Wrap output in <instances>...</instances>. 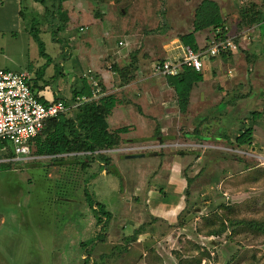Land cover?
Masks as SVG:
<instances>
[{
    "label": "rangeland",
    "instance_id": "1",
    "mask_svg": "<svg viewBox=\"0 0 264 264\" xmlns=\"http://www.w3.org/2000/svg\"><path fill=\"white\" fill-rule=\"evenodd\" d=\"M200 1L68 0L65 6L80 16L56 34L40 2L0 0V68L32 70L71 99L85 79L81 76L94 50L118 47L129 55L131 63L147 46L149 69L152 63L169 58L171 54H165L169 46L164 43L192 30ZM217 1L229 12L228 17L249 7L246 0H238L239 9L234 0ZM38 20L44 53L30 32ZM88 20L92 25L80 30ZM257 33L260 38L250 39L249 49L233 61L236 76L209 77L194 89L187 113H180L175 102L165 112L163 107H154L142 113L135 104V112L123 118V122L139 125L136 134H130L136 135L138 144L121 143L108 149L115 151L109 154L115 163L111 161L107 174L96 161L88 168L97 174L86 191L104 203L109 216L103 230V224H96L85 186L73 180L82 182L84 177L76 163L53 164L50 157L0 163V264H140L143 250L154 249L152 243L141 242L143 232L137 239L127 240L140 225L151 236L168 239L166 248H173L174 257L184 255V262L264 264L263 231L241 224L216 233L228 218L264 222V21ZM119 39L124 44L119 46ZM86 79L98 87L96 92L102 91L97 77ZM203 89L214 92L200 98ZM220 101L223 103L217 107ZM254 110L262 112L257 119L252 118ZM250 125L255 132L251 146L231 142L239 130ZM126 126L130 129L133 125ZM161 130L165 138L158 141ZM7 144L12 149V144ZM127 151L142 155L127 158ZM0 158L12 157L8 150L0 149ZM171 176L182 179L178 207L171 209L168 217L134 218L133 211L150 208L153 193L162 197L167 192ZM153 218L158 219L155 226Z\"/></svg>",
    "mask_w": 264,
    "mask_h": 264
},
{
    "label": "trees",
    "instance_id": "2",
    "mask_svg": "<svg viewBox=\"0 0 264 264\" xmlns=\"http://www.w3.org/2000/svg\"><path fill=\"white\" fill-rule=\"evenodd\" d=\"M40 2L44 6V12L46 21L48 24L54 27L53 32L57 34L61 29H65L70 17L67 9L64 7V2L67 0H35ZM264 20V14L259 11H255L253 6L243 8L241 10V21L239 27H251L255 23H259ZM40 22H36L30 28V32L33 35L35 41L39 44L41 52L44 53L43 40L39 37L40 28L38 27ZM193 28L187 33L179 35V39L183 45H189L195 50H200V46L196 40V34L207 30L212 31L211 37L217 39H225L230 34L227 27V20L222 13V8L217 0H201L195 8L193 18ZM238 49H240L239 35L235 37ZM206 44V45H207ZM205 45V46H206ZM237 49V50H238ZM234 51L222 53L221 55L231 54ZM163 61V60H162ZM159 62V61H157ZM134 68V67H133ZM121 74L124 75V71L128 72L132 70V65L129 67L119 68ZM125 72V73H126ZM123 83L131 81L132 77H121ZM167 84L175 90L177 96V104L181 113H186L190 103V93L192 88L200 81L203 80V74L201 71L187 65H182L179 72L175 75H165ZM86 96L88 99L82 101L77 107H72L68 112L62 113L57 117H53L47 120L43 129L31 139L30 146L33 155H48L54 163L62 164L66 157L62 154L71 152H84V160L77 161V165L84 177L82 182L74 179L76 184L82 183L85 186V193L88 197L91 209L96 216V224L101 225L100 230L106 223V219L109 217L105 210L104 203L96 201L94 195L86 189L89 183L94 177L96 172L89 171V167L92 162L100 161L103 164L100 166V171L104 168L108 172V168L111 165V158L109 152H102V150H108L118 147L122 142V134L129 130V127L124 125L115 129H109L108 116L112 113L114 107L118 103V98L115 94H106L100 98H94L93 87L90 83L84 80L83 87L80 90H74L71 99H65L62 97H56L55 100H63L67 104L76 100L77 96ZM40 99V98H39ZM41 100V99H40ZM45 102V101H44ZM46 103V102H45ZM223 103V102H222ZM221 103V104H222ZM227 105V102L224 103ZM220 105V104H219ZM218 107V106H217ZM262 112L254 110L251 112L252 118L257 119L261 116ZM197 133V128L194 129ZM227 139H230L226 134H222ZM255 132L253 126L244 127L238 131L234 140L231 142L237 146H251L254 142ZM3 143H0V147ZM8 155L14 156V150L8 148ZM77 157V156H76ZM5 164V163H4ZM76 168V167H75ZM181 213V212H180ZM180 215V214H179ZM105 219V220H104ZM228 223H222L221 228L216 231L217 234H222L230 227H235L244 224L249 230H255L257 232H264V222L259 220H235L228 218ZM209 224H212L210 221ZM144 225H140L135 229L133 236L128 237L127 240H135L138 235L144 233ZM151 243V242H150ZM92 249V248H90ZM153 249V248H152ZM155 248L152 250L154 251ZM88 252V250H86ZM90 254V252L88 253ZM156 255V253H154ZM184 256V255H183ZM183 256L173 257L172 262L169 264H194L200 262L201 259H190L184 262ZM161 257V258H160ZM154 256L155 259H151L152 264H157L158 260L163 263V256ZM168 257V255H167ZM86 258L85 260H88ZM141 260V259H140ZM93 264H96L93 262Z\"/></svg>",
    "mask_w": 264,
    "mask_h": 264
},
{
    "label": "crops",
    "instance_id": "3",
    "mask_svg": "<svg viewBox=\"0 0 264 264\" xmlns=\"http://www.w3.org/2000/svg\"><path fill=\"white\" fill-rule=\"evenodd\" d=\"M68 1V0H67ZM70 1V0H69ZM235 3L236 8L239 9L238 5V0ZM66 2V1H65ZM64 2V7L67 9L70 20L72 21L74 17L77 16V18L80 16V13H76V11H72L70 8L65 6ZM246 2L250 5L253 6L255 11H259L262 14H264V0H246ZM220 6L222 8V13L224 17L227 20V27L228 31L231 34H238L239 35V41H240V47L242 48L241 50L238 49L236 50L237 53H231V54H225V55H218V56H209L205 55L203 56V68L200 70L203 74V80L198 82L191 90L190 93V103H189V108L192 106L193 103V97H194V89L198 86H200L202 83L207 82L209 77H216L218 79H222V77L225 79V77H235L237 69L233 65V61L238 57L239 54L244 53L243 51H247L249 49V42H251L256 36L260 38L261 34L257 33V28L258 25H260L263 21L259 23L253 24L251 27H239V22L241 21V13L237 14L232 13L230 14V17H228L229 12L226 10H223L222 4L220 3ZM72 8H76V6L73 5ZM241 8V7H240ZM245 8V7H244ZM241 8L240 10H242ZM91 18H94L90 16ZM90 19V18H89ZM70 20L66 26L70 27ZM90 25H92V21L88 20L84 22L83 24L80 25L79 29L80 30H86ZM212 31L207 30L203 32H198L196 34V40L200 48H204L205 45L207 44L208 38L211 37ZM121 42V43H120ZM177 42H180V39L177 38L175 40H171L169 42L164 43V45H168V48H165L167 50L166 53H170L171 55L168 56L169 58H178L181 56V49L180 46L183 45L181 42L176 44ZM124 44L123 40L119 39L118 40V45ZM175 44V45H174ZM163 45V48H164ZM173 45V46H172ZM142 46L139 45V48ZM162 51V50H161ZM239 52V53H238ZM147 53L151 55V52L149 53V49L147 46H143L140 51H138L137 57L133 58V60L129 61L131 63H128V54L125 51H120L119 48L114 47V46H106L103 50H94V52H91L90 54V62H87V66L85 67L86 72L83 73L81 77H85L84 80L86 82L91 83V80L86 79V77H97L100 82V89L102 91L96 92V88L93 87V92L94 95L93 97L100 98L103 95L110 94V93H117L118 96V103L114 107L112 113L108 116L107 120L109 123V129H115L116 127H121L124 125H133L125 134H122V146H128L131 144H138L134 142L136 139V135L130 136V134L137 132V129L139 128V125L135 122H123V118L126 117L127 113L130 112H135V104L139 106L141 109L142 113L143 111H147L148 109L151 110L154 107H163V112L167 110L169 104H177V96L175 93V90L170 87L167 84L166 78L164 74H159L155 73L153 70L154 63H152V69H149V63L151 62L150 58H147ZM255 56V55H254ZM236 61V60H235ZM236 63V62H235ZM78 64V61L76 62V65ZM129 65H132V71H124V75L121 74V70L119 68L123 67H128ZM134 67V68H133ZM74 68V67H73ZM84 68V69H85ZM8 69V68H5ZM10 70V69H8ZM21 71H26L29 73V83L32 87L33 92L35 95L41 99V101H45L46 103L55 100L56 97H62L61 91L59 89H56L52 84L47 82V80H44L42 77H39L38 75L35 76L32 70H21ZM120 72V73H119ZM126 72V73H125ZM234 73V74H233ZM84 74H90V76H86ZM121 77H132V81L123 84V78ZM139 82V83H137ZM84 81H81L80 88L77 89L80 90L81 86H83ZM138 84H143V86H138ZM137 85V86H136ZM136 86V87H135ZM128 87H135L136 90H130L131 88L128 89ZM142 87V88H141ZM214 89H203L201 90L200 98H205L207 95L213 94ZM128 93H131L127 95L126 98L124 96ZM135 95V96H134ZM84 95H82L83 97ZM131 96V97H130ZM80 97V96H77ZM76 97V99H77ZM86 97V96H84ZM196 97V96H195ZM66 99V98H65ZM44 102V103H45ZM223 101H220L219 104H221ZM217 104V106L219 105ZM134 105V106H133ZM178 105V104H177ZM151 108V109H150ZM179 110V108H178ZM187 110V112H188ZM69 111V110H68ZM67 111V112H68ZM156 112V109L153 110ZM162 111V110H161ZM146 112V113H147ZM180 112V110H179ZM186 112V113H187ZM157 113V112H156ZM181 113V112H180ZM138 114H140L138 112ZM153 114V113H151ZM125 123V124H124ZM134 131V132H133ZM162 135H159L157 137V140L160 141L162 138L164 139L165 137V131L161 130ZM187 138L191 137L190 135L186 136ZM153 142V140L151 141ZM150 143V142H148ZM139 144H145V143H139ZM152 144V143H150ZM7 147L6 150H8V144L6 143ZM4 147V143L0 147L2 149ZM102 152H109L114 153L115 151L113 150H102ZM126 153V152H124ZM84 152H71V153H66L62 154L63 156L66 157V162H74L76 163L77 161H80V158L84 156ZM130 151H127L125 156L127 158H130ZM77 156V157H76ZM111 156V155H109ZM41 157H50L48 155H32L30 159L28 160H34L37 158ZM145 157V155L143 156ZM52 160V159H51ZM53 161V160H52ZM112 161V160H111ZM114 161V160H113ZM112 163H115V161ZM77 162V163H78ZM98 162V168L100 169V166L103 164L100 161ZM176 162V161H175ZM76 163V164H77ZM66 166V165H65ZM65 168V167H64ZM69 167L66 169L68 170ZM65 170V171H66ZM102 173H106L107 171L104 168L101 170ZM48 172V170H47ZM46 172V175L48 174ZM77 176V175H76ZM182 179H176V176H171L169 182L167 183V192L164 193L162 197L155 195L153 193L154 199L148 203L150 205L149 207L144 209L141 208H136V212H132L131 215L135 217H149L151 219L152 216H155V218L167 217L169 216V211L174 208L178 207L179 205V196L180 192L182 190ZM81 186L83 187L82 183H80ZM90 184V183H89ZM174 185V186H173ZM169 189V191H168ZM166 191V190H165ZM156 192V191H155ZM150 191L148 190V194ZM152 194V191L151 193ZM157 196V197H156ZM169 201L171 203H169ZM147 204V203H146ZM136 214V215H134ZM153 218V219H155ZM152 225L155 226L157 224L158 219H155ZM151 225V226H152ZM142 240L141 242L148 244V242L152 243L153 248H155L154 251H149L147 247L146 250L144 249L142 252L140 264H152L151 259H155L154 256H156L154 253L160 254V256L164 257L163 263L158 260L159 264H168L169 261L172 262L174 254H173V248L170 246L166 248L167 243L169 244L168 239L162 238L161 237H156V236H151L150 232L147 230L146 232L141 234ZM162 243V245H161ZM152 245L150 248H152ZM163 246V247H162ZM162 247V248H161ZM168 255V257H167ZM156 262V263H158Z\"/></svg>",
    "mask_w": 264,
    "mask_h": 264
},
{
    "label": "built area",
    "instance_id": "4",
    "mask_svg": "<svg viewBox=\"0 0 264 264\" xmlns=\"http://www.w3.org/2000/svg\"><path fill=\"white\" fill-rule=\"evenodd\" d=\"M235 37L236 35H229L225 39L213 37L200 50L181 45L180 57L159 61L154 64L153 70L159 74L175 75L182 65H187L200 71L203 68V56H218L236 51L238 45ZM29 77L26 71L0 68V143H4L2 149L6 150V143L9 142L14 150L12 158H0V163L31 158L30 141L43 129L47 120L77 107L88 99L77 97L70 104L60 99L44 103L33 92Z\"/></svg>",
    "mask_w": 264,
    "mask_h": 264
},
{
    "label": "water",
    "instance_id": "5",
    "mask_svg": "<svg viewBox=\"0 0 264 264\" xmlns=\"http://www.w3.org/2000/svg\"><path fill=\"white\" fill-rule=\"evenodd\" d=\"M142 154H133V155H129L130 157H137V156H141Z\"/></svg>",
    "mask_w": 264,
    "mask_h": 264
}]
</instances>
